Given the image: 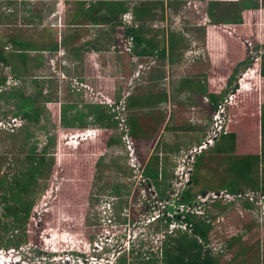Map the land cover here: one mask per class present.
Segmentation results:
<instances>
[{"label":"rangeland","instance_id":"rangeland-1","mask_svg":"<svg viewBox=\"0 0 264 264\" xmlns=\"http://www.w3.org/2000/svg\"><path fill=\"white\" fill-rule=\"evenodd\" d=\"M143 1L150 3L154 7L150 16L145 20L147 26H187L190 28L191 26L206 22L207 0H131V4L140 5ZM235 1L238 2L236 4V7H238L245 3L247 4L250 0ZM256 2L260 4V9L264 11V0H256ZM38 7H41L45 11V5L41 6L38 4ZM11 8L14 9L15 6H11ZM45 13H48V10ZM0 15H3L1 14V8ZM10 19L14 20L12 18ZM7 21H0V24ZM7 24L9 25L10 21ZM47 24H52L50 19ZM15 25L16 23L12 27L4 25V28L0 26L1 42L3 40L2 38L9 32H16L18 30ZM25 31L28 35L33 36V29H25ZM189 35L194 36L195 33H190ZM199 36L196 37L198 39L196 43H192L193 40L190 41V39L184 40V47L187 49L194 46L195 48L203 49L204 45L202 41L204 40L202 39L201 41ZM8 50V53L13 52L12 49ZM208 53H206V63L203 59L194 60L197 55L192 54L185 59L183 57V67L192 68L193 74L196 76L194 81H191L193 85L195 83H205L206 72H211V61L212 63H217V65L219 64V66L221 65L220 60L223 57L221 48L215 47L214 51L210 49ZM251 56L253 58L256 57L253 54ZM56 62H54L55 66ZM203 63H205V66ZM201 65H203V68ZM55 68L56 71L52 69V73L53 77L57 80H54L55 83L53 82V89L55 88L54 90H57L60 87H58L56 81L59 82L63 77H61L60 70L57 67ZM182 73L185 74L184 71ZM253 78H255L253 72L248 73L247 70L239 72L230 88L226 84L223 86L222 101L226 100V98H231V102L233 101L234 97L231 94H233V88L238 86L239 81H241L240 83L243 84L245 89L252 88L251 80ZM213 79L214 84L220 87L219 79L217 77ZM221 81H224V79H221ZM8 82L6 86H0V122H9L15 118H21V116L16 117L15 115V104L19 103L20 99H13L14 97H23V99H26L35 93L34 89L27 82L23 83L20 88L14 87L15 82L12 80H8ZM130 82L129 84L132 87L134 82ZM128 92L131 94V90ZM54 94L52 93V95ZM35 98L40 103L44 101L43 97L37 96ZM96 100L104 102L105 99L98 95ZM183 100L186 99L184 98ZM196 100L194 98L190 100L194 104V106L192 105L195 108L194 111L198 117L203 116L201 113H206V110L204 111L202 107L198 106L199 102ZM55 105L49 104L52 108L51 112L44 105L46 109L44 108L45 110L42 111L40 123H32L29 125V123L23 122L24 125L15 128L14 131L0 128V204H4L3 202L5 200L2 199L4 196L11 198L15 194L18 188L15 187L16 189L14 191H10L8 182H15L16 178L21 176L20 172L26 171V168L29 166L28 157L33 154L32 151L34 149L36 155L42 153L43 149L48 145V137H55L56 146H54L56 148L52 152L56 155L57 159V166L51 172L50 177L39 179V184L41 185L40 190L37 193H29L23 197L24 203L33 201L35 204L33 212L24 224V227L16 231L11 229L12 219L7 216L5 217L3 209L1 210L0 219L2 226H9V231L6 232L0 225V237H4L5 241L13 237V242L21 240V244L18 249L0 245V252L6 254V256H0V264H79L77 255L80 252L88 260H90V257L101 258L103 254L97 253L94 250V241L102 233L101 230L103 229L100 226L98 227L100 225L98 218L100 217L97 214L103 204H108L109 202L114 204V214L119 224L126 221L124 215L129 212L130 217H133L132 220L135 222L147 214L150 204H167V200L173 198L174 190H182L179 187L177 189L176 185L182 184L181 186L187 185L189 187V180L192 182L190 190L195 196L192 204H200L203 212L200 214L203 215L199 214L200 210H198V213L195 211V213L200 217L213 218L214 228L209 235L210 244L208 246L212 248L214 255L221 256L223 263L264 264V204L257 203L259 199L257 196L256 202L254 204L252 203L253 207L250 209L244 206L248 202V199L229 201L224 196L218 199L212 198V195L216 194L215 192L224 191L222 188L224 180H230L228 176L230 160L223 156L212 155L209 152L218 139L214 144L211 143L205 149L190 155L192 149L199 148L208 138L211 132V126L214 124L213 117L212 124L208 125L210 127L204 130V132L206 131L204 138H202L203 136L199 139L197 138L195 144L197 146L190 148L191 144L180 145V147H175L172 151L167 147H162L163 152L165 151L164 153H160L158 147L154 156L151 153L153 158L167 160L168 166L173 168L172 178H170L172 187H169L170 191L166 192V195L163 196L156 189L154 190V188L149 186L150 181H148V177L143 173L144 171H141L145 170L144 165L147 156L144 153L141 154L137 144L138 163L136 164L140 166L141 170L136 171L132 168L130 165L131 160L126 153L123 143L122 148L120 146L119 150L106 153L101 164L96 166L93 161L94 157H89L94 154V147L96 148V145H93L92 148H87L86 155H79L80 147L78 146L79 148L74 149L77 147V142L72 141L73 135L64 137L61 134L60 128L53 127V124L55 125L54 121L58 120L59 117L58 107ZM227 119L229 120L225 125L226 129L232 120L229 109ZM52 120L54 121L51 122ZM181 124L179 130L182 127L184 135L187 132L195 130V127H192L188 122ZM204 124L206 123H203L202 127H198L200 124L196 126L198 129L197 133L204 128ZM29 135L30 137H28ZM70 137L71 140H64V138ZM68 143H70L69 146L67 145ZM98 148H101L100 144ZM181 151H184V153H181ZM149 156L150 154H148ZM200 156H204V162L203 166L197 168L194 163L197 162ZM184 158L188 162V166L183 165ZM118 166L123 168L119 169ZM192 177H195L196 180H193ZM2 182L5 183V186H1ZM118 185L122 187L123 195L117 201L113 192ZM187 187L184 191H179V198H182L181 193L185 192L188 189ZM246 191L260 192L250 189ZM203 192H206V194ZM5 202L10 201L7 199ZM10 203L13 204V202ZM44 204H47V207L44 208ZM223 207L224 209H222ZM36 210L39 212L35 213ZM151 213L152 211L147 215ZM116 228L114 233L110 235L117 234L118 237L110 245L115 248L114 250L116 252L125 249L128 251L127 233L123 232V227L119 228L118 226ZM145 229L146 231L143 232L147 236V240L144 241L143 234L141 233L142 227H140L136 232V234H139L140 239L131 243V260L127 258L128 254L123 253L120 256L121 259L119 258V264H127L124 263L126 258L127 261L135 264H161V261L154 260L153 255L156 254L154 250L161 248L163 240L159 241L158 237L161 238L160 234L163 232V229L165 230L167 228H160L158 224L155 226L149 225ZM169 236L166 235L167 238L165 237L164 240H168ZM230 241L233 243V246L228 249ZM1 242L3 243L4 241L0 240ZM111 249L110 246L107 247L108 251H111ZM222 251L224 253L221 255L219 252ZM151 252H153L152 255ZM144 253L147 256H144ZM148 256H151V258L147 259L146 257ZM98 261L100 262V260ZM150 261L152 262L149 263Z\"/></svg>","mask_w":264,"mask_h":264},{"label":"crops","instance_id":"crops-1","mask_svg":"<svg viewBox=\"0 0 264 264\" xmlns=\"http://www.w3.org/2000/svg\"><path fill=\"white\" fill-rule=\"evenodd\" d=\"M85 1L95 0H0L1 14H3L0 15V21H10L9 25L7 22H2L0 26L2 28L4 25L12 27L16 23L15 26L18 29L16 32H9L2 38V42L0 39V51L12 60V66L18 72L14 73L11 66L6 67L0 62V79L6 78L7 83H9L8 80H12L15 82L14 87L18 88L27 82L35 92L28 98H34L37 101L36 106L40 103L35 98L37 96L50 100L43 103L49 112L52 109L49 104H56L59 117L58 120L51 121L55 123L53 127L60 128L64 137L73 135L72 141L77 142V147L74 149L80 147L79 155H86V149L96 145L94 154L89 156L94 157L93 161L96 166L101 164L106 153L119 150L120 146L122 148L121 134L118 126H115L114 116L105 100L104 102L96 100V95L104 99L119 101L125 92L131 90L127 99L129 124L141 154L144 153L147 156L144 173L150 181V187L156 189L157 192L166 193L170 191L169 187H172L170 178H172L173 168L168 166L167 160L163 158L159 160L153 158L152 155L154 156L158 147L160 153H164L162 147H167L172 151L180 145L191 144L190 148L197 146L195 145L197 138L202 136L204 138L206 132L204 130L212 124V117L216 111L214 113L211 111L209 94L214 93V89L220 94L225 85L215 87L213 78L214 73H217L219 69V64L212 63V61L210 62L211 72H206L205 83L193 85L191 81H194L196 76L192 68L183 67V57L185 59L192 54L197 55L194 60L203 59L206 63V53L210 49L214 51L216 47L222 49L223 57L220 62L221 65L225 64L227 45L224 42L221 28L228 25H211L206 13V22L190 28L187 26H147L144 17L138 18L133 9L142 5L148 9L151 7L152 13L154 7L146 1L140 5H132L131 0H125L130 9L122 15L121 24H102L96 22L95 19L106 11L100 10L98 13L95 11L93 15L87 14L88 5ZM38 4L45 5V11L39 8ZM11 6L15 8L12 9ZM46 10L48 13H45ZM257 13L262 24L260 26H263V9H259ZM49 19L51 25L47 24ZM133 26L134 28L140 26L144 29V37L147 41L136 50L133 44L129 52L127 41L130 38L125 36L124 31L127 27ZM25 29H33V36L28 35ZM190 33H195V35L190 36ZM169 36L174 39L172 48L169 45ZM197 36L201 38V41L204 40L202 42L205 47L198 49L191 46L186 49L184 40L190 39V41L193 40L192 43H196ZM150 39L156 40L155 55H142L141 52L149 47ZM55 46H57L56 50H54ZM8 49H12L13 52L8 53ZM22 54L25 56L22 57ZM205 63H203L204 66ZM54 66L60 70L61 77H63L59 82L56 81L60 87L57 90L53 89L54 80H57L52 73V69L56 71ZM201 66L203 68V65ZM139 71L140 77L136 78ZM183 71L185 74L182 73ZM72 79L78 80L87 88L80 91L73 90L70 81ZM130 81L135 82L132 87L129 84ZM52 93L55 94L52 95ZM184 98L186 100H183ZM192 98L195 100L198 98L196 101L199 105H197L204 111L206 110V113H201L203 116L196 115L194 104L190 101ZM18 105L15 104L16 112L19 109ZM44 105L41 106L43 110L46 109ZM103 115L105 117L102 119ZM21 119L27 123L22 116ZM185 122L195 127V130L190 128L192 132L184 135L182 127L179 130V126ZM203 123H206L204 128L197 133L196 126L200 124L198 127H202ZM50 138L52 137L47 139L48 144ZM64 140L69 141L71 137L64 138ZM99 144L101 148H98ZM67 145L69 146L70 143ZM55 146L51 148L53 155ZM146 153L150 156L148 157ZM54 157L56 159V155ZM118 168L123 167L118 166ZM191 183L190 180L188 189L192 187ZM119 186H116L115 191L119 188L122 193V187ZM114 197L117 201L121 198L116 194ZM99 226L103 228L101 224ZM131 256L132 254H128L127 258L131 260ZM127 258V264H135L127 261ZM154 260L161 261V264L164 263L163 257L157 258L154 255ZM115 264H119V259Z\"/></svg>","mask_w":264,"mask_h":264},{"label":"trees","instance_id":"trees-1","mask_svg":"<svg viewBox=\"0 0 264 264\" xmlns=\"http://www.w3.org/2000/svg\"><path fill=\"white\" fill-rule=\"evenodd\" d=\"M85 2L88 5L87 14L93 15L95 11L97 13L100 10L106 11L102 16L95 19L96 22L102 24H121L122 15L130 9L125 0ZM237 3L236 1L226 0L207 1L206 13L210 19V24L213 26L228 25L221 28L224 42L227 45L225 64L219 66L218 69L222 76L218 71L214 75L219 79L220 86L226 84L228 88L233 85L239 71L242 69L247 70L248 73L253 72L255 78L250 79L252 88L245 89L241 83L233 88L234 98L228 106L232 121L209 152L212 155L223 156L230 160L228 169L230 180H224L222 187L224 190L231 194H239L250 189L264 194V25L260 26L261 21L257 13L260 9V4L256 0H250L247 4L236 7ZM151 10V7L148 9L140 5L135 7L133 12L138 18H145L150 16ZM124 32L125 36L132 38L135 50L147 41L144 37L145 31L140 26L138 28H134V26L127 27ZM155 41V39H150L148 41L149 47L144 49L141 54L155 55L154 51L157 48V45L154 44ZM168 41L170 48H172L173 37L169 36ZM56 49L57 46H55L54 50ZM252 51L259 52L258 57L253 58L250 54ZM21 56L24 57L25 55L22 54ZM11 61L4 52L0 51V62L6 67L11 66L14 73L18 72L12 66ZM221 79L225 80L221 81ZM6 83V78L0 79V86H6ZM215 87L218 88L217 85ZM214 90V93L209 94L212 113L223 100L222 92L218 94L216 89ZM13 99H20L19 103H17V105L19 104V109L15 115L22 116L29 125L40 123L43 111L41 106L44 105L43 103L50 101L44 100L42 104L39 103L36 106L37 101L34 98L23 99V97H14ZM104 117L103 115L102 119ZM114 123L117 126V122L115 121ZM54 141L55 138L53 137L49 139V144L39 154L40 156L36 155L34 149L32 151L33 154L28 157L29 166L26 171H21V176L17 177L15 182H8L10 191H14L15 187L18 189L11 198L6 196L2 198L5 201L8 199L13 204L4 201V204H0V213L3 209L5 217L12 219L10 228L14 231L25 226L24 224L35 207L33 201L29 203L23 202L24 195L37 193L41 187L39 179L50 177L51 172L57 166V160L51 154ZM203 162L204 156H200L195 164L196 167L200 168L203 166ZM2 185L5 186V183L2 182ZM116 190L113 194L123 195L119 188ZM161 194L163 196L166 195V193ZM194 198L192 191L187 189L182 193L180 201L181 203L192 204ZM244 206L249 209L253 207L249 201ZM185 222L191 225L192 233L179 231L176 236H169L168 240L164 241L163 262L165 264H231L223 263L221 256H215L212 248L208 246L210 244L209 235L214 228L213 218L200 217L189 213L186 215ZM0 225L6 232L9 231V226H2L1 219ZM12 239L13 237L5 241L4 237H0V240L4 241L0 245L18 249L21 240L13 242ZM232 246L233 243L230 241L228 249ZM223 251L219 253L222 255ZM124 263H126V260Z\"/></svg>","mask_w":264,"mask_h":264},{"label":"built area","instance_id":"built-area-1","mask_svg":"<svg viewBox=\"0 0 264 264\" xmlns=\"http://www.w3.org/2000/svg\"><path fill=\"white\" fill-rule=\"evenodd\" d=\"M128 48L127 50L130 52L133 46L132 38H130L128 41ZM264 51V49H263ZM256 52V53H254ZM251 54L255 55L258 57L259 52L257 51H252ZM253 57V56H252ZM140 77V71L137 72L136 78ZM72 84V89L76 91H80L84 88H87L86 85L80 83L76 79L70 80ZM241 81H239L240 83ZM135 83V82H134ZM133 83V85H134ZM132 85V86H133ZM232 96L234 94H231ZM98 96V95H96ZM130 96L129 92H126L122 95L121 99L119 101H113L110 99L105 98V102L108 105V107L111 110V113L114 116L115 121L117 122L118 130L121 134V140L122 143L125 147L126 153L128 154L131 162L130 165L132 166L133 169L136 171L141 170L140 166L136 163H138V157H137V150H136V142L132 136V131H131V126L129 124V116H128V106H127V99ZM231 98L227 99L220 102L219 105L217 106V109L213 115V126H211V132L208 135V138L204 143H202L199 148H194L190 151V155H193L194 153L201 151L208 147L211 143L214 144V142L226 131V123L229 119L228 118V106L231 103ZM23 125V119L21 118H15L12 121H7V122H0V128H4L7 130H12L14 131L15 128L21 127ZM189 158V157H188ZM187 158V159H188ZM183 165L188 166V162L185 161V158L183 160ZM144 171V170H141ZM144 173V172H143ZM190 180L188 181V183ZM178 184L176 185L177 189L179 187V191H184L186 189L187 185ZM186 186V187H185ZM179 191L174 190V194L172 195V199L167 200V204H150V208L148 207L147 214L152 211L151 214L147 215L145 214L142 218H139L135 222H133L132 218L130 217V212L128 214H125L124 217L126 219L125 222L119 224L116 220V216L114 214V204L109 202L108 204H103L98 210V215L100 218H98L99 224L102 225V233L99 234L94 241V250L97 253L103 254L101 258L98 257H90V260L86 259L85 256L82 255L80 252L77 255V260L79 264H115L120 256L125 253L131 254L132 250V245L131 243L139 240V234H136V232L142 227V236L144 241L147 240V236L144 235L143 231H146L145 228H147L149 225H158L159 227H166L167 229H163V232L160 234L161 238L158 237L159 241L163 242L161 243L162 246L161 248H157L155 251V255L158 258L163 257V243L164 239L167 236H175L178 234L179 231H186L189 233H192L191 230V225H188L185 222L186 215L191 213V214H196L199 212H202V207L200 204H185L181 203V198H179ZM216 194L212 195L213 199H218V198H223L226 197L229 201L231 200H246L254 203L256 202V196L259 197L257 203L258 204H264V194L256 191H246L243 193L239 194H231L227 190L224 191H218L215 192ZM182 194V193H181ZM208 194V193H207ZM261 196V197H260ZM181 197V196H180ZM205 203V202H203ZM201 203V204H203ZM39 205V204H38ZM44 208L47 207V204H44ZM100 211V213H99ZM195 211L197 213H195ZM39 211L36 210L35 213H38ZM203 215V214H200ZM146 217V218H145ZM170 219V221H169ZM164 222V223H163ZM162 223V224H160ZM122 228L123 227V232L127 233V248L128 251L125 249L120 252H116L114 250L115 248L110 245L113 243V240L116 239L117 234L115 235H110L111 233H114V230L117 229L116 227ZM132 229H137V230H132ZM183 229V230H182ZM121 232V231H120ZM167 238V237H166ZM110 246L112 249L111 251L107 250V247ZM114 250V251H113ZM153 252H151V255ZM3 256L6 254L3 252H0V256ZM144 256H147L146 253H144ZM154 256V255H153ZM152 256V257H153ZM1 258V257H0ZM147 259H150L151 256L146 257ZM100 260V262L98 261Z\"/></svg>","mask_w":264,"mask_h":264},{"label":"water","instance_id":"water-1","mask_svg":"<svg viewBox=\"0 0 264 264\" xmlns=\"http://www.w3.org/2000/svg\"><path fill=\"white\" fill-rule=\"evenodd\" d=\"M204 194H206V192H203Z\"/></svg>","mask_w":264,"mask_h":264}]
</instances>
